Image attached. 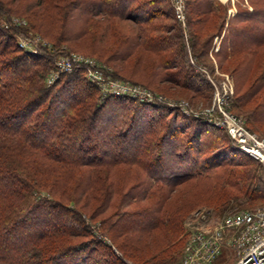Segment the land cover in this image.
<instances>
[{"label":"trees","instance_id":"obj_1","mask_svg":"<svg viewBox=\"0 0 264 264\" xmlns=\"http://www.w3.org/2000/svg\"><path fill=\"white\" fill-rule=\"evenodd\" d=\"M119 2L0 0V264H173L194 212L264 206V165L225 129L127 96L101 99L83 69L47 85L55 53L23 49L17 38L32 31L53 45H100L99 52H110L107 62L135 57L130 74L114 64L115 76L144 82L134 76L148 63L147 80L158 75V82L207 98L214 75L200 61L211 38L199 29L219 18L213 26L227 25L229 33L218 55L238 59L232 108L264 136V12L240 13L241 22L230 25L223 22L226 5L189 0L184 30L168 0ZM77 147L81 152L71 154ZM182 185L196 196L184 190L174 198ZM14 238L20 247L13 248Z\"/></svg>","mask_w":264,"mask_h":264},{"label":"built area","instance_id":"obj_2","mask_svg":"<svg viewBox=\"0 0 264 264\" xmlns=\"http://www.w3.org/2000/svg\"><path fill=\"white\" fill-rule=\"evenodd\" d=\"M174 5L178 19L185 24L183 0H174ZM35 46L37 44L34 43L27 49L35 51ZM54 61L56 67L49 73L48 84L54 83L64 72L83 69L85 77L99 87L103 96H130L155 105L164 101L163 95L142 84L114 78L110 70H104L95 59L82 54L72 51L56 54ZM194 61L191 59L192 63ZM209 78L215 88L212 103L201 112H192L196 117L225 129L241 151L264 165V136L249 129L244 119L229 109L234 95L230 79L228 83L216 85L212 77ZM168 105L187 114L191 112L185 101H169ZM193 216L198 224L189 229L192 232L188 237L185 258L179 264L212 263L226 246L236 253L235 261L230 264H264V206L226 213L218 218H213L206 210H198Z\"/></svg>","mask_w":264,"mask_h":264},{"label":"rangeland","instance_id":"obj_3","mask_svg":"<svg viewBox=\"0 0 264 264\" xmlns=\"http://www.w3.org/2000/svg\"><path fill=\"white\" fill-rule=\"evenodd\" d=\"M168 1H170V3H172V4H174V0H168ZM188 1L189 0H183V4H185V9H184L185 16H186V3H189ZM190 1H201V0H190ZM216 1H219L223 5H226V11H225L226 15L223 18L224 24H226L227 22H229L230 25H235L236 23H240L241 18L239 16H237L240 13L250 12V13H254L255 15H260L261 13L264 12V8L259 9V6L260 7L264 6V0H258V4H256V2H255L256 0H216ZM129 2H130V0H120L119 3L120 4H127ZM94 5L95 4H90L89 7H92ZM174 9H175V5H174ZM147 12H148V9H144V10H142L141 13L145 14ZM189 12H190V9H189ZM216 19H217V21L221 22V20L219 18H216ZM216 19H214L213 21H216ZM13 20L16 21V24H18L20 26H27L28 25L27 20L24 17H19V18L14 17ZM213 21L211 19L207 25H205L202 29H199V31L201 32V34L204 37H206V38L209 37L208 39L211 38L210 39V45H209L210 47L208 48V53L206 56H204V58L201 59L200 62H203L206 65H209L210 67H212V71L210 69V72H212V74L214 76L210 75L208 77H212V79L214 80L216 85L217 84L219 85L221 82L222 83L223 82L228 83V79H230L231 83L233 84V88L235 89L237 81H238V73H235L234 68L236 67V64L238 63V59L233 58L230 60H223L222 56L218 55L219 47L226 45L225 40H226V37H227L229 32L227 30V25H225L226 28L224 27L225 28V30H224L223 27L219 28V26H213V24H212ZM129 23H130L129 21L128 22L127 21L122 22V25L125 26V25H128ZM71 27L72 26L68 25L67 28H71ZM182 27L184 28V30L187 28L186 20H185V24L182 23ZM48 32L57 33L56 29L55 28L53 29L52 27L49 28ZM17 38H18V45L23 49L30 48V45H34V43H35V45L37 44V47L35 46V51L40 52V50H41L40 47H42V49L46 48L50 53L51 52L55 53V57H56V54H61V53L66 54V53L71 52V51L76 52V53L82 54L86 57L95 59L98 62V64H100V66H102V68L104 70L108 69L111 72L113 71L112 68L114 69V64L116 63L114 61L107 62V58H108L110 52L106 51V49H104V47H102L103 49H101V51L99 52L98 50L101 48L100 45L93 46V47L92 46H86L83 44L84 43L83 41H78L77 43L76 42L70 43V42L64 41L60 44L53 45L50 38L44 37L42 34L37 33V32H32V31L20 32L18 34ZM69 44L75 46V48ZM35 51H33V52H35ZM101 53H103V54H101ZM189 57H190V59L195 60L194 61L195 63H193L194 65L198 64L197 62L199 60H197L196 56H194L192 51L189 52ZM134 58L135 57H133L127 61L120 62L117 65L116 64L115 65L121 72L130 74L129 72H131L132 68H134V64H135ZM263 59H264V51H263L262 55L259 57V61H261ZM200 66H201L200 68H203L202 65H200ZM55 67H56L55 61H53V67L49 70V72L45 78L47 85H50L47 82L49 73H51V71L53 69H55ZM148 68H149L148 63L143 64V67L140 66V70L136 69V72L138 74H136L134 76V78L139 79V80H143L145 83L141 82V83H143L142 86H144L150 90H153V91L157 92L158 94L163 95L164 101L162 103H160L161 106L176 110V114H178V115H185L188 117L197 118L195 116V114L192 112L193 110L196 111V113H198V112H201L202 109H205L206 107L211 105L212 100H213L214 90H215L214 87L212 88V94L210 95V97L202 98L199 96H195L193 92H191L190 90H187L186 88L176 84L175 82H170V81L169 82L168 81L158 82V80H156L158 78L157 74H156L157 75L156 77L154 76V77H151L147 80L146 77L148 76V74L145 72V69H148ZM203 70L206 73H208V70L206 69V67L203 68ZM67 73H70V72H67ZM84 75H85V73H84ZM113 77L114 78H121V79H124L126 81H131V79H128L125 77H120V76H115V75H113ZM252 77H255V75L252 74ZM153 78L155 80H153V82L148 83ZM251 82L252 81L249 80L246 83V85L244 86V90L249 87ZM141 83H139V84H141ZM99 93L101 94V99H103L104 93L101 92V90ZM169 101H172V102L185 101L191 112L189 114H187L184 111H181L180 108L170 107L168 105ZM62 105H63V103L61 104V106ZM229 109L232 110L234 113H237L239 116H241L244 119V121L247 123V118H246L245 114H243L242 112H239L238 110L233 109L232 104H230ZM202 119L205 120L204 118H202ZM5 123L10 124L11 126L16 125V122H11V121H5ZM51 124H52V122H48L47 127L42 132H39V135L45 134L47 132V129L51 126ZM259 131L264 133V124H260ZM80 152L81 151L78 150V147H77V148H75L74 151H72L71 154H74V153L78 154ZM184 190L189 191V193L191 194L190 198H193L197 194L195 190L190 189L187 185H185V186L182 185L179 188V190L174 194V198H175V196H176V198H178L179 196H182L180 193ZM202 209H206V208H202ZM196 210H194V211H196ZM235 211H237V210H230V211H227L226 213L235 212ZM193 212H192V214H193ZM223 214L224 213H222V214L212 213L211 215L213 216V218H218V217H222ZM197 224H198V221L196 220L195 216L192 215L191 217H189L187 219L185 225H186L187 229H191L192 227H194ZM94 228H96V227H94ZM94 232L98 233V227L96 228V231H94ZM191 232L192 231H185L183 234L180 235V240L183 237V239H182L183 240V243H182L183 246H180L181 249H180L179 256L175 259L173 264H179L185 258L186 246L188 243V237L190 236ZM103 238L108 243H112V240L110 237L104 236ZM18 239L19 238H14L12 240L13 241L12 242L13 248L20 247L19 246L20 244H18ZM235 258H236V253L234 252V250L231 249L229 246H226L225 249L223 250V252L212 263H209V264H230V263L235 261ZM127 261L138 264L132 260H127Z\"/></svg>","mask_w":264,"mask_h":264}]
</instances>
